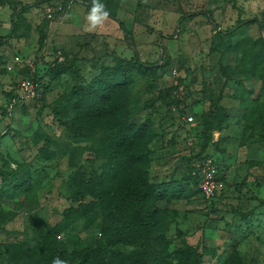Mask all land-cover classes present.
<instances>
[{"label":"rangeland","instance_id":"rangeland-1","mask_svg":"<svg viewBox=\"0 0 264 264\" xmlns=\"http://www.w3.org/2000/svg\"><path fill=\"white\" fill-rule=\"evenodd\" d=\"M101 3L110 17L88 32L91 0H0V166L32 184L25 192L0 197V264H47L50 249L41 243L51 230L62 233L57 245L67 260L81 259L106 243L109 235L99 234L101 203L123 198L130 178L108 187L103 198L88 196L76 204L68 198L66 183L76 172L99 178L112 167L108 137L118 125L89 120L68 105L73 91L88 88L104 68L136 57L160 66L161 94L147 90L145 77L136 78L130 93L129 123L151 127L155 135L136 145L148 154L149 182L180 179L211 159L218 184L210 197L199 185V192L191 189L180 198L155 202L165 238L157 248L166 264H194L181 253L188 245L200 255V264H264L263 82L257 75L248 79L234 72L243 52L250 57L245 49L236 51L238 59L236 52L213 50L220 33L230 32L233 44L264 39V0ZM16 55L30 60L34 69L8 72L5 65ZM225 67L233 80L224 76ZM53 69L56 79L49 75ZM24 77L35 81L42 98L19 100L9 111ZM217 108L227 117L222 129L213 131L202 159L197 155L204 144L203 124L218 114ZM92 202L99 215L93 225L80 208ZM133 209L128 201L125 214ZM151 253L120 243L99 255L106 264H118Z\"/></svg>","mask_w":264,"mask_h":264},{"label":"trees","instance_id":"trees-1","mask_svg":"<svg viewBox=\"0 0 264 264\" xmlns=\"http://www.w3.org/2000/svg\"><path fill=\"white\" fill-rule=\"evenodd\" d=\"M218 35L219 42L213 47V50L233 53L237 50L243 52L245 49L250 57H246L243 52L240 61L237 62L239 69L236 68L234 72L242 73L248 79L257 75L263 82L264 92V39L261 38L257 43H250L245 40L233 44L230 32ZM39 46L41 48L44 46L43 36L40 38ZM238 53L236 59H238ZM159 68L160 66H156L155 63L143 62L138 57L130 60L119 58L112 67L104 68L88 88L80 86L73 91V102L68 106L74 110L82 111L89 120L111 124V126L117 124L118 128L108 137L112 167L100 175L99 178L87 176L83 172L74 173L66 183L68 198L75 204L88 196L95 198L101 196L103 198L108 192V187L113 186L115 188L119 180L130 179L123 198H118L113 204L106 203V205H102L101 203L104 210L101 215L103 221L99 226L101 230L99 234L105 237L109 235L106 243L101 244L93 252L85 251L81 259L78 255L76 258L67 260L68 257H64L63 248L57 245V241L61 242L60 240L63 239H59L62 233L51 230L41 243L42 246L50 249L47 264H51L52 259L56 256L67 260L68 264H106L100 260L101 250L106 246L120 243L131 244L145 254L148 252L153 253L148 254L149 257L147 258L144 256L143 259H135L130 262L131 259L128 262H119L118 264H166L165 255H162L161 250L157 248L163 246L165 238L158 230L159 209L156 207L155 202L180 198L182 194L191 189L201 191L199 185L202 178L201 174L193 167L180 179L149 182L147 175L148 154L143 150L136 149L138 140L148 139L150 141L155 135L151 127L145 125L135 126L129 123L133 115L130 93L136 78L145 77L147 90L161 94ZM224 69V76L228 80H233L231 71L228 72L226 67ZM56 70L49 71L52 79H56ZM63 70L65 69L61 67L62 72H64ZM71 70H74V67ZM14 93L15 91H12L11 95L15 96ZM220 110L218 109V114L215 113L210 119L204 121L202 128L204 144L197 155L202 159L207 157L205 153L209 147L213 131L222 129L223 121L227 117L224 111L220 112ZM183 115H185V111L182 112L181 116ZM118 158L121 159L117 160ZM0 180L3 184L0 189V197L15 196L19 192H25L32 186L24 175L19 176L16 170L9 168L7 165L0 166ZM131 200L134 202V209L127 216L124 210L128 201ZM97 205L92 202L80 207L91 225L99 216L94 211ZM81 252H83L82 249ZM181 253L185 258L193 259L194 264L201 263L200 255L196 253L194 247L188 245Z\"/></svg>","mask_w":264,"mask_h":264},{"label":"built area","instance_id":"built-area-1","mask_svg":"<svg viewBox=\"0 0 264 264\" xmlns=\"http://www.w3.org/2000/svg\"><path fill=\"white\" fill-rule=\"evenodd\" d=\"M5 68L8 72H20L25 68L34 69V64L30 60L24 59L22 56L16 55L8 64L5 65ZM16 92L17 97L12 100L9 111H12V107H14L19 100L33 101L41 98V91L38 85L33 79L28 77H24L21 81L18 82ZM186 120L188 123L192 124L194 122V117H186ZM203 164V166H201V164L199 163L195 164V169L198 172L199 170L202 171L200 187L203 193L210 197L214 195V193L217 191L218 184L214 180L215 170L214 168H212V160L208 159L203 162Z\"/></svg>","mask_w":264,"mask_h":264},{"label":"clouds","instance_id":"clouds-1","mask_svg":"<svg viewBox=\"0 0 264 264\" xmlns=\"http://www.w3.org/2000/svg\"><path fill=\"white\" fill-rule=\"evenodd\" d=\"M110 12L101 0H91V6L86 16V31L95 32L100 29L109 19ZM51 264H68L65 259L56 256L52 259Z\"/></svg>","mask_w":264,"mask_h":264}]
</instances>
